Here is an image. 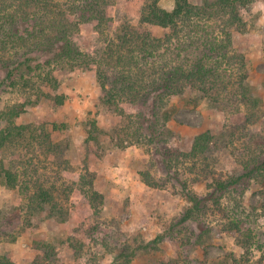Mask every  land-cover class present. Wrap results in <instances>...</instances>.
Instances as JSON below:
<instances>
[{
    "label": "rangeland",
    "instance_id": "374dc122",
    "mask_svg": "<svg viewBox=\"0 0 264 264\" xmlns=\"http://www.w3.org/2000/svg\"><path fill=\"white\" fill-rule=\"evenodd\" d=\"M149 1L112 0L107 7L112 34L127 23L152 28L140 22ZM175 1L159 0V5L172 10ZM246 15L249 29L235 32L234 45L246 55V82L257 105L242 104L236 112L192 89L171 97L167 106L171 119L159 143L162 150H174L180 158L171 171L156 142L137 141V136L130 135L135 130L130 115L137 112L136 105L125 101L110 106L102 101L95 66H36L45 60L37 56L33 69L21 66L16 84L10 85L7 72L15 66L0 63V264L8 259L16 264H112L123 260L120 253L126 249L135 250L130 264H235L234 253L240 264H264V194L256 180L244 193H225L221 206L208 209L211 231L200 243H184L182 233L174 239L165 236L189 205L182 183L173 174L179 171L180 180L205 194L214 178L242 172L240 158L249 154L247 146L255 145L251 135L264 137V0H256ZM153 30L163 34L167 29ZM73 38L86 52L103 46L93 20L82 21ZM16 49L20 47L12 43L2 49L0 43V57L12 60ZM50 72L56 85L47 79ZM61 95L64 102L60 104L57 97ZM249 110L254 114L252 122L246 121ZM94 119L102 131L99 141L88 139ZM206 130L213 133V141L196 163L183 154L195 135ZM5 168L17 172L19 182L29 178L52 187L63 207L30 205L19 186L6 183ZM142 172L157 184L147 183ZM83 176L92 177L94 188L102 194L99 213L81 190ZM238 202L247 210L258 207L253 224L257 234L249 252L236 232L222 228ZM61 210L65 217H60ZM188 227L176 225L184 234ZM159 234L164 237L156 239ZM43 239L51 244L50 257L36 245Z\"/></svg>",
    "mask_w": 264,
    "mask_h": 264
},
{
    "label": "trees",
    "instance_id": "16d2710c",
    "mask_svg": "<svg viewBox=\"0 0 264 264\" xmlns=\"http://www.w3.org/2000/svg\"><path fill=\"white\" fill-rule=\"evenodd\" d=\"M111 1L0 0L1 47L6 49L8 43L20 47L16 49L15 58L5 60L0 57V63L15 66L7 72L6 79L10 80V85L16 84L15 76L21 66L33 69L32 60L37 56L45 57V60L36 63V66H95L102 101L110 106H118L125 101L136 105L137 112L130 115L135 129L130 135L137 136V141L148 138L150 142H156V150L163 153L166 167L171 171L180 158L174 150H162L163 146H159L160 136L168 130L171 119L167 107L171 97L192 89L202 92L211 103L230 105L236 112L241 111L242 104L248 107L257 105L246 82V55L234 45L235 32L249 29L246 11L256 0H204L202 3L176 0L172 10L161 7L159 0H150L143 8L140 22L144 27L147 24L152 28L144 29L127 23L115 30L114 35L113 19L107 10ZM87 20L96 21L103 42V46L88 52L82 50L73 38L81 22ZM155 27L167 30L157 34L153 30ZM36 52L40 54L36 55ZM47 79L56 85L57 79L51 72ZM63 102L64 96H58L57 103ZM253 119L254 114L249 110L246 121L252 122ZM101 132L97 120H92L88 139L99 141ZM10 133L9 129L7 135ZM213 137L210 130L196 134L189 151L183 155L197 163L210 148ZM261 138L264 137L259 134L251 135L255 145L247 146L249 154L240 158L242 172L231 173L227 178H214L208 184L211 189L205 194H199L187 181L180 180L179 171L173 174V179L182 183L189 205L171 224L165 236L174 239L182 233L184 243H200L211 231L208 209L213 205L221 206L225 193H244L251 181L256 180L264 194V141ZM193 167L190 166V169ZM4 172L6 183L10 187L19 186L30 205L51 203L52 209L63 207L56 200L52 187L29 178H22L19 182L20 176L10 168H5ZM142 174L147 183L157 184L156 180L148 177L149 173ZM80 187L99 213L97 204L102 194L94 188L93 178L83 176ZM238 205L222 222V228L236 232L249 252L257 234L253 224L257 220L254 212L258 207L252 206V210H247L240 202ZM59 213L60 217L66 215L63 210ZM179 223L189 226L186 234L182 229H176ZM191 224L203 229L197 231ZM162 237L159 234L156 239ZM36 245L46 251V256H51L50 242L43 239ZM134 254L135 250L126 249L120 253L123 260L112 264H130L129 257ZM236 256L232 254V261L240 264ZM4 264L16 263L8 259ZM257 264L263 263L260 261Z\"/></svg>",
    "mask_w": 264,
    "mask_h": 264
}]
</instances>
